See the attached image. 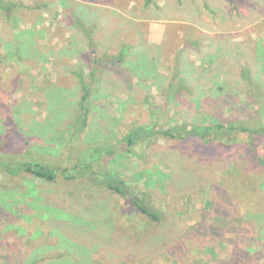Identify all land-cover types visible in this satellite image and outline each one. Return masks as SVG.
<instances>
[{
	"label": "rangeland",
	"instance_id": "374dc122",
	"mask_svg": "<svg viewBox=\"0 0 264 264\" xmlns=\"http://www.w3.org/2000/svg\"><path fill=\"white\" fill-rule=\"evenodd\" d=\"M145 1L0 0V135L16 148L4 153L2 138L0 160L89 163L135 193L146 185L160 218L97 175L46 182L0 168V264H264V134L253 148L245 133L230 147L159 134L132 152L121 143L151 126H264V0ZM244 67L260 101L243 93Z\"/></svg>",
	"mask_w": 264,
	"mask_h": 264
},
{
	"label": "trees",
	"instance_id": "16d2710c",
	"mask_svg": "<svg viewBox=\"0 0 264 264\" xmlns=\"http://www.w3.org/2000/svg\"><path fill=\"white\" fill-rule=\"evenodd\" d=\"M151 2H152L151 0H146L145 4L149 5L151 4ZM4 9L9 11L8 10L9 7L7 5H4ZM81 28L84 29V26L81 25ZM242 71H243V77L246 80V85L250 86V89H248L247 86L245 92L243 91V93L246 96L248 95L249 99H254V101H258L263 92L262 84L249 77L250 71L248 70V68L244 67L242 68ZM79 84L82 89V95L79 103V113L77 114L74 123H76V127L79 125V127L81 128L84 127V125H86V121H87V113H88L87 105L89 99V89H88V84L85 83L82 79H79ZM251 87L254 89L253 91ZM144 103L146 105L147 110L150 112L151 119H153L155 117L154 111H158V107L151 106L147 98H145ZM243 133L247 134L250 141L249 145L253 148L252 140L254 139V136H260L264 134V126H261L260 124L251 126L249 125V122L246 121H228L226 123H222L219 120H217V122H214L212 125L206 127L194 126L189 124L188 125L178 124L174 127H169L165 130L155 131L154 126H151V127L137 128L130 131L129 133H127L122 137L121 143H123L127 147L128 151L132 152L131 149L134 145L136 146L137 144H143L148 140V138L155 137L157 134H159L160 136L166 139H178V140H184L188 137L195 136L198 137L203 142H206V144H210L213 142L222 147H230L234 142L237 141L238 135ZM3 134L0 135V140L4 138V153H8V151L9 152L15 151L16 148L13 147L15 144L14 138L11 137L9 133H5L4 135ZM11 148L12 150H10ZM108 149L110 150V147L107 146H105L102 150L98 147L96 148L94 147V151H95L94 155H96V158H99L104 155L102 151L107 150L104 152L106 153L109 152ZM0 152H2L1 147H0ZM3 160H0V168L1 171H4L6 174L10 176H18L22 173H26L33 175L35 178L46 182H53L59 176L63 177L65 180H75L81 177H86V175L88 176L87 178L93 175H97V177L95 178L99 179V177H102V179L106 180L104 183L106 187H108V189L114 191L116 194L122 197L128 196L131 199L133 205L139 210V212L146 215L148 218H150L153 221L160 220L157 214H155L151 209L145 206V201L148 200V192L146 191L148 187H146V185L141 187L142 190H139L138 192L135 193V191L129 189L126 183L123 180L119 179L118 177L104 173L95 174L94 171H92V169L90 168L89 163L80 161V163L76 164L72 169H68L67 167H61L62 164H60L58 167L54 166L50 160H47L46 162L44 161L39 162L37 160H32V159L24 160L21 162H18V160L16 161L15 160L3 161ZM247 179L250 178L247 177ZM256 179L260 181L259 178ZM100 183H102V180L98 182V184ZM244 187H246V183L244 184L243 188ZM224 189H226V187H224ZM247 193L251 195L250 197L248 196L246 197L247 200L245 203L248 204L247 206L254 205L256 204V202L260 200V196H257L254 192L251 191L250 193L249 190L247 191ZM222 195H225V193H222ZM238 197L241 196L237 194L236 198L239 199ZM243 199H245V197H243ZM262 239H263V235H260V237H258L259 242L256 244L255 246L256 249H254L253 252H257L258 249L262 248L263 245ZM246 253L248 254L249 251H247Z\"/></svg>",
	"mask_w": 264,
	"mask_h": 264
}]
</instances>
